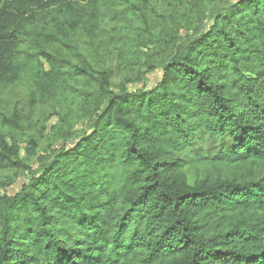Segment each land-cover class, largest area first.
Returning a JSON list of instances; mask_svg holds the SVG:
<instances>
[{"label": "trees", "instance_id": "obj_1", "mask_svg": "<svg viewBox=\"0 0 264 264\" xmlns=\"http://www.w3.org/2000/svg\"><path fill=\"white\" fill-rule=\"evenodd\" d=\"M26 78L63 111L0 112V264H264V0L5 2Z\"/></svg>", "mask_w": 264, "mask_h": 264}, {"label": "rangeland", "instance_id": "obj_2", "mask_svg": "<svg viewBox=\"0 0 264 264\" xmlns=\"http://www.w3.org/2000/svg\"><path fill=\"white\" fill-rule=\"evenodd\" d=\"M43 19H46L47 21L48 17L46 15L39 17V21H42ZM118 68L122 70L124 66L119 63ZM159 75V71L156 70L155 72L147 75V81L144 83L140 81L138 77V71H124L119 73L116 81L121 82L128 79L131 81L129 84L130 87L135 88V86H137L138 88H142L144 84H147V86L154 84L158 80ZM27 82L28 79L26 78L16 86L4 88L1 91L0 112H4L8 117H11L14 108H16L17 113H19L22 117L20 123L21 126L25 127L27 132L34 133L35 129L33 126L36 128L39 125V122L42 124L43 122L46 123L47 120L48 127L56 124L57 119L59 118L56 114L61 113L63 108L61 104H56L46 96L44 98V101L46 102L42 103L43 95L39 98V100L36 101V103L31 104L29 92L26 87ZM30 126H32V128H30ZM190 180L193 181L192 177Z\"/></svg>", "mask_w": 264, "mask_h": 264}, {"label": "built area", "instance_id": "obj_3", "mask_svg": "<svg viewBox=\"0 0 264 264\" xmlns=\"http://www.w3.org/2000/svg\"><path fill=\"white\" fill-rule=\"evenodd\" d=\"M11 1L13 0H0V4L5 3V2H11Z\"/></svg>", "mask_w": 264, "mask_h": 264}]
</instances>
